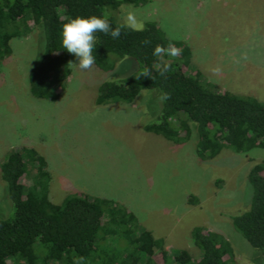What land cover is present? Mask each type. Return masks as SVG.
<instances>
[{"label":"rangeland","instance_id":"rangeland-1","mask_svg":"<svg viewBox=\"0 0 264 264\" xmlns=\"http://www.w3.org/2000/svg\"><path fill=\"white\" fill-rule=\"evenodd\" d=\"M104 10L118 23L129 11L143 23H155L171 43L189 47L190 64L204 80L220 91L264 102V0H149ZM39 29L12 38L11 53L1 64L0 164L12 148H33L46 161L51 202L74 193L105 197L130 212L170 255L184 250L194 260L199 257L190 238L199 225L222 234L236 263L264 264L263 255L230 220L249 205V197L248 205L243 200L246 175L252 164L264 161V148H222L213 157H200L194 129L178 145L147 132L145 127L160 113L156 93L142 91L131 104H97L98 85L115 78L95 65L80 70L73 54L56 98L32 97L28 71L43 46ZM115 64L128 71L125 62ZM12 214L0 180V219ZM11 259L8 264H23ZM154 259L160 261L157 250Z\"/></svg>","mask_w":264,"mask_h":264},{"label":"trees","instance_id":"trees-1","mask_svg":"<svg viewBox=\"0 0 264 264\" xmlns=\"http://www.w3.org/2000/svg\"><path fill=\"white\" fill-rule=\"evenodd\" d=\"M148 1L0 0V69L11 53L10 40L41 28L43 46L28 71V89L34 98L53 100L70 61L62 46L63 25L76 17H99L107 5L138 7ZM110 22L113 27L123 23L111 17ZM143 24L142 32L125 28L117 39L95 34V66L115 78L98 85L95 102L131 104L142 91L155 92L158 100L168 93L170 99L160 102L159 115L145 131H156L178 145L190 139L194 129L195 153L200 157H213L222 148L236 152L264 148V102L220 91L204 80L191 66L190 49L183 43L173 42L181 54L168 60L171 69L161 76L153 52L156 45L167 47L171 42L155 23ZM115 61L125 62L128 71ZM145 68L154 79H137ZM48 173L44 158L25 146L12 148L0 164V180L13 206L12 216L0 219V264H8L9 258L23 264H238L222 234L199 225L190 232L199 251L194 260L184 250L168 254L161 240L141 229L131 213L111 199L74 193L55 204L49 199ZM245 180L248 191L243 200L248 205L249 197V205L230 220L264 257V161L252 164ZM155 250L160 261L154 259Z\"/></svg>","mask_w":264,"mask_h":264},{"label":"clouds","instance_id":"clouds-1","mask_svg":"<svg viewBox=\"0 0 264 264\" xmlns=\"http://www.w3.org/2000/svg\"><path fill=\"white\" fill-rule=\"evenodd\" d=\"M111 13L104 10L101 16H89V17H76L70 19L63 25L62 28V46L70 54H73L78 64H75L80 70L86 71L91 69L96 64V57L93 56V49L96 43V33L101 32L104 35H110L113 39L120 37L123 29L127 28L133 32H142L144 30V24L138 20L134 12H127L124 17V22L118 24L115 27L110 22ZM173 39H178L173 37ZM149 43V41H145ZM181 49L176 47L175 44L169 43L167 47L163 45H156L153 55L158 58V63L155 65L156 71L161 75H165L171 69V62L165 60L164 57H179ZM69 64H72L69 62ZM214 72H219V69H214ZM149 78L154 79L150 69H143L137 79ZM170 99L168 93H162L159 97L161 103Z\"/></svg>","mask_w":264,"mask_h":264}]
</instances>
